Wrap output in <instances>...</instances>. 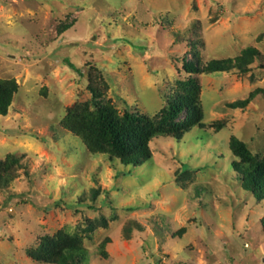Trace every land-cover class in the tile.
Listing matches in <instances>:
<instances>
[{"label":"rangeland","instance_id":"rangeland-1","mask_svg":"<svg viewBox=\"0 0 264 264\" xmlns=\"http://www.w3.org/2000/svg\"><path fill=\"white\" fill-rule=\"evenodd\" d=\"M248 47L261 54L250 73L197 76L204 127L155 138L141 167L90 154L61 125L91 102V79L120 114L156 117L188 78L184 60ZM0 79L19 85L0 160L23 164L0 188V264H45L27 251L60 231L88 264H264V202L241 188L228 148L236 137L264 153V0H0Z\"/></svg>","mask_w":264,"mask_h":264},{"label":"trees","instance_id":"trees-1","mask_svg":"<svg viewBox=\"0 0 264 264\" xmlns=\"http://www.w3.org/2000/svg\"><path fill=\"white\" fill-rule=\"evenodd\" d=\"M260 55L258 49L248 47L234 58L211 60L205 64L196 54L192 60H184L183 71L188 78L178 83L177 90L168 96L166 106L156 117L139 112L120 114L112 102L105 98L107 84L103 80L99 83L91 79V102L70 110L61 125L77 137L90 154L105 156L113 166L141 167L152 158L150 144L155 138L180 140L194 128L204 127L201 85L197 76L219 73L246 75L251 72V65ZM70 66L80 71L72 64ZM18 92L16 80L0 79L1 117L8 115ZM256 95L257 92H253L248 100L235 102L230 107L245 109ZM228 148L235 158L232 169L237 174L241 188L257 202H264V153L262 156L254 155L248 145L236 137H231ZM15 168H23L21 157L9 154L5 160H0L1 189L9 186L15 177ZM97 196L98 191L93 190L92 202ZM84 199H80L79 203L83 204ZM132 225L142 230L138 224ZM130 232L131 229H126L127 237ZM27 254L32 260L45 264H88L87 250L82 240L66 231L43 236L38 246L29 249ZM100 255L106 256L103 249H100Z\"/></svg>","mask_w":264,"mask_h":264}]
</instances>
